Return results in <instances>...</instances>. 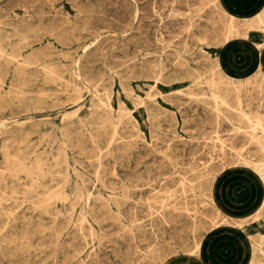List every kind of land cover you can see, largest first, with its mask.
<instances>
[{"label": "rangeland", "instance_id": "1", "mask_svg": "<svg viewBox=\"0 0 264 264\" xmlns=\"http://www.w3.org/2000/svg\"><path fill=\"white\" fill-rule=\"evenodd\" d=\"M190 1L0 0V264L263 258L264 47Z\"/></svg>", "mask_w": 264, "mask_h": 264}, {"label": "bare ground", "instance_id": "2", "mask_svg": "<svg viewBox=\"0 0 264 264\" xmlns=\"http://www.w3.org/2000/svg\"><path fill=\"white\" fill-rule=\"evenodd\" d=\"M30 1V0H29ZM42 1V0H41ZM71 1V0H70ZM190 1V0H189ZM230 1V0H229ZM19 2V1H18ZM33 1H31V3H32ZM173 2V1H172ZM191 2V1H190ZM201 2V1H200ZM231 2V3H230ZM229 3H226L224 0H221V2H220V4H219V6H218V8H220V11H222V13L224 14V16H225V18H226V20H227V23H226V25H227V35H228V39L230 38V37H238V38H244V39H247V38H250V37H252V34H254V32H256L257 34H258V37H260V41L259 42H257V45L259 46V47H261L262 45H263V43H264V12H263V9H256L255 11H253V12H251V13H239V12H237L236 11V1L235 0H231ZM72 3V2H71ZM98 3V2H97ZM19 4V3H18ZM37 4V3H36ZM45 4V3H44ZM73 4V3H72ZM71 4V5H72ZM102 5H103V3H101ZM201 4H202V2H201ZM13 5V4H12ZM11 5V6H12ZM165 5V4H164ZM14 6V5H13ZM12 6V7H13ZM22 6V5H21ZM33 6V5H32ZM45 6V5H44ZM75 6V5H74ZM20 7V6H19ZM41 7V6H40ZM195 7H197V5H195ZM78 8V7H77ZM50 9V8H49ZM8 10V9H7ZM37 10V9H36ZM57 10H58V8H57ZM63 10V9H62ZM74 10V9H73ZM23 11V10H22ZM34 11V10H33ZM168 11V10H167ZM47 12V11H46ZM4 13V12H3ZM6 13V12H5ZM38 13H39V11H38ZM77 13H79V12H77ZM67 14V13H66ZM90 14V13H89ZM26 15H28V14H26ZM41 15V14H40ZM53 15V14H52ZM94 15H96V14H94ZM44 16H45V14H44ZM51 16V15H50ZM53 16H56V15H53ZM59 16V15H58ZM79 16V15H78ZM174 16V15H173ZM201 17H204V15L203 14H201L200 15ZM15 17V16H14ZM36 17V16H35ZM37 17H39V16H37ZM41 17V16H40ZM83 17V16H82ZM96 17V16H95ZM206 17V16H205ZM218 17V16H217ZM222 17V16H221ZM240 17H242V18H244L245 19V21L241 24L240 23V20H239V18ZM64 18V17H63ZM72 18V17H71ZM175 18V17H174ZM177 18V17H176ZM187 18V17H186ZM212 18V17H211ZM14 19V18H13ZM60 19V18H59ZM27 20V19H26ZM31 20V19H30ZM80 20H81V18H80ZM224 20V19H223ZM79 22V21H78ZM168 22V21H167ZM192 22V21H191ZM31 23H32V21H31ZM58 23V22H57ZM80 23V22H79ZM94 24H95V22H94ZM170 24V23H169ZM91 25V24H90ZM93 25V24H92ZM60 26V25H59ZM27 27V26H26ZM48 27V26H47ZM25 28V27H24ZM23 28V29H24ZM70 28V27H69ZM89 28V27H88ZM222 28V27H221ZM178 29V28H177ZM13 30V29H12ZM75 30V29H74ZM34 31V30H33ZM166 31V30H165ZM31 32V31H30ZM168 32V31H167ZM32 33V32H31ZM42 33V32H41ZM13 34V33H12ZM19 34V33H18ZM49 34V33H48ZM226 34V33H225ZM187 35V34H186ZM174 36V35H173ZM177 36V35H176ZM220 36V35H219ZM154 37V36H153ZM182 37V36H181ZM35 38V37H34ZM160 38V37H159ZM169 38V37H168ZM20 39V38H19ZM25 39V38H24ZM33 39V38H32ZM162 39V38H161ZM21 40V39H20ZM6 41H7V39H6ZM76 41V40H75ZM143 41V40H142ZM145 41V40H144ZM154 41V40H153ZM1 42V41H0ZM21 42V41H20ZM20 42H18V43H20ZM135 42H136V40H135ZM135 44V43H134ZM161 44V43H160ZM159 44V45H160ZM165 44V43H164ZM163 45V44H162ZM120 46V45H119ZM129 46V45H128ZM135 46V45H134ZM138 46V45H137ZM146 46V45H145ZM20 47V46H19ZM9 48V47H8ZM11 48V47H10ZM161 48V47H160ZM159 48V49H160ZM128 49V48H127ZM149 49V48H148ZM173 49V48H172ZM154 50V49H153ZM173 50H175V49H173ZM18 51V50H17ZM97 52V51H96ZM175 52V51H174ZM148 53V52H147ZM0 54H1V52H0ZM96 54V53H95ZM199 55H200V53H198ZM40 55V54H39ZM93 55H94V53H93ZM145 55H146V53H145ZM158 55V54H157ZM202 55V54H201ZM59 56V55H58ZM136 56V55H135ZM134 56V57H135ZM153 56H155V55H153ZM63 57V56H62ZM133 57V58H134ZM160 57V56H159ZM209 57V56H208ZM2 58V57H1ZM10 58H11V56H10ZM36 58V57H35ZM61 58V57H60ZM89 58H91V57H89ZM88 58V59H89ZM111 58V57H110ZM26 60H27V58H25ZM29 59V58H28ZM92 59H93V57H92ZM96 59V58H95ZM94 59V60H95ZM129 59V58H128ZM143 59H144V57H143ZM5 60H7V59H5ZM11 60V59H10ZM26 60H25V62H26ZM30 60H32V59H30ZM89 60H91V59H89ZM120 60H122V59H120ZM9 61V60H8ZM15 61V60H14ZM24 60H22V62H23ZM34 61V60H33ZM112 61V60H111ZM153 61V60H152ZM2 62H4V61H2ZM10 62V61H9ZM93 62V61H92ZM124 62H126V60L124 61ZM133 62V61H132ZM160 62V61H159ZM209 62V61H208ZM28 63V62H27ZM121 63V62H120ZM8 64V63H7ZM26 64V63H25ZM29 64V63H28ZM119 64V63H118ZM215 64V63H214ZM23 65H24V63H23ZM62 65V64H61ZM89 65V64H88ZM158 65H159V63H158ZM84 66V65H83ZM103 66V65H102ZM126 66V65H125ZM7 67V66H6ZM9 67V66H8ZM87 67V66H86ZM1 68V67H0ZM259 68V67H258ZM5 69V68H4ZM3 69V70H4ZM25 69V68H24ZM41 69V68H40ZM39 69V70H40ZM42 70V69H41ZM44 70V69H43ZM17 71V70H16ZM3 72V71H2ZM41 72V71H40ZM5 73V72H4ZM18 73V72H17ZM19 73H21V71H19ZM220 73V72H219ZM24 74V73H23ZM37 74V73H36ZM83 74V73H82ZM153 74V73H152ZM261 74V73H260ZM50 75V74H49ZM48 75V76H49ZM3 76V75H2ZM28 76V75H27ZM47 76V75H46ZM261 77H262V75H260ZM21 77V76H20ZM159 77V76H158ZM251 77V76H250ZM51 78V77H50ZM213 78V77H212ZM228 78V77H227ZM118 79V78H117ZM2 81V80H1ZM121 81V80H120ZM26 82V81H25ZM120 83V82H119ZM254 83V82H253ZM25 84V83H24ZM237 84H238V82H237ZM15 85V84H14ZM190 85V84H189ZM211 85V84H210ZM239 85H240V83H239ZM197 86V85H196ZM240 86H242V85H240ZM244 86V85H243ZM246 86V85H245ZM20 87V86H19ZM18 87V88H19ZM23 87V86H22ZM239 87V86H238ZM11 88V87H10ZM229 88H231V87H229ZM122 89V88H121ZM234 89V88H233ZM244 89V88H243ZM16 90H18V89H16ZM15 90V91H16ZM231 90V89H230ZM258 90V89H257ZM217 91V90H216ZM22 92V91H21ZM94 92V91H93ZM158 92V91H157ZM257 92V91H256ZM262 92H264V91H262ZM3 93V92H2ZM10 93H11V91H10ZM211 93V92H210ZM209 93V94H210ZM25 94V93H24ZM43 94V93H42ZM51 94V93H50ZM213 94V93H212ZM13 95H16L15 93L13 94ZM33 95V94H32ZM38 95V94H37ZM0 96H2V95H0ZM6 96V95H5ZM10 97H11V95H9ZM19 96V95H18ZM50 96V95H49ZM205 96V95H204ZM21 97V96H20ZM30 97V96H29ZM39 97V96H38ZM178 97V96H177ZM160 98H161V96H160ZM214 98V97H213ZM5 99H6V97H5ZM16 99H18L17 98V96H16ZM20 99V98H19ZM18 99V100H19ZM23 99V98H22ZM22 99H20V100H22ZM209 99V98H208ZM235 99V98H234ZM1 100V99H0ZM7 101H8V99H6ZM3 101V100H2ZM29 101H30V99H29ZM107 101V100H106ZM209 101V100H208ZM212 101V100H211ZM249 101V100H248ZM9 102H11V101H9ZM8 102V103H9ZM15 102V101H14ZM99 102V101H98ZM220 102V101H219ZM3 103V102H2ZM21 103V102H20ZM101 103H103V102H101ZM220 103H222V102H220ZM237 103V102H236ZM256 103V102H255ZM14 104V103H13ZM17 104V103H16ZM22 104V103H21ZM40 104H41V102H40ZM108 104V103H107ZM238 104V103H237ZM4 105V104H3ZM23 105V104H22ZM104 105V104H103ZM239 105V104H238ZM6 106V105H5ZM42 106H44V105H42ZM215 106V105H214ZM7 107V106H6ZM33 107V106H32ZM225 107V106H224ZM4 108V107H3ZM15 108V107H14ZM34 108V107H33ZM36 108V107H35ZM101 108H103V107H101ZM119 108V107H118ZM203 108V107H202ZM87 109V108H86ZM106 109L108 110V108L106 107ZM1 110V109H0ZM4 110V109H3ZM23 110V109H22ZM119 110V109H118ZM216 110V109H215ZM247 110V109H246ZM9 111V110H8ZM189 111V110H188ZM10 112V111H9ZM22 112V111H21ZM109 112H110V110H109ZM125 112V111H124ZM236 112V111H235ZM11 113V112H10ZM16 113V112H15ZM188 114V113H187ZM196 114V113H195ZM243 114V113H242ZM255 114V113H254ZM189 115V114H188ZM216 115V114H215ZM246 114L244 113V116H245ZM256 117H258V116H256ZM217 118V117H216ZM235 119V118H234ZM244 119V118H243ZM253 120V119H252ZM117 121V120H116ZM236 121H238V120H236ZM255 121V120H254ZM258 121V120H257ZM247 122V121H246ZM229 123V122H228ZM239 123V122H238ZM230 124V123H229ZM247 124H249L248 122H247ZM107 125V124H106ZM116 126V125H115ZM167 126V125H166ZM256 126H257V124H256ZM259 126V125H258ZM84 128V127H83ZM217 128V127H216ZM102 129V128H101ZM260 129V128H259ZM199 131V130H198ZM252 132V131H251ZM114 133V132H113ZM252 133H254V132H252ZM171 134V133H170ZM237 134H238V132H237ZM246 134V133H245ZM255 134H253L252 136H254ZM216 136V135H215ZM262 136V135H261ZM63 137V136H62ZM214 137V136H213ZM247 137H249V136H247ZM216 138V137H215ZM259 138V137H258ZM150 141V140H149ZM222 141V140H221ZM160 142V141H159ZM211 142V141H210ZM212 142H214V141H212ZM264 142V141H263ZM161 143V142H160ZM218 143V142H217ZM225 143V142H224ZM117 144V143H116ZM173 144V143H172ZM221 144V143H220ZM260 144V143H259ZM74 145V144H73ZM90 145V144H89ZM165 145V144H164ZM180 145V144H179ZM207 145V144H206ZM205 145V146H206ZM218 145V144H217ZM211 146V145H210ZM214 146V145H213ZM173 147V146H172ZM259 148V147H258ZM108 149V148H107ZM260 149V148H259ZM261 149H262V147H261ZM157 150V149H156ZM187 152V151H186ZM155 153V152H154ZM5 154V153H4ZM258 156V155H257ZM256 156V157H257ZM1 157V156H0ZM219 157V156H218ZM264 157V156H263ZM52 158V157H51ZM188 158V157H187ZM12 159V158H11ZM53 159V158H52ZM104 159H106V157H104ZM191 159V158H190ZM196 159V158H195ZM221 159V158H220ZM56 160V159H55ZM112 160V159H111ZM260 160V159H259ZM133 161V160H132ZM193 161V160H192ZM264 161V160H263ZM194 162V161H193ZM260 162V161H259ZM45 163V162H44ZM55 163V162H54ZM221 163H222V161H221ZM242 163V162H241ZM38 164H39V162H38ZM38 164H36V165H38ZM87 164V163H86ZM218 164V163H217ZM256 164V163H255ZM43 165V164H42ZM72 165V164H71ZM88 165V164H87ZM261 165V164H260ZM114 166V165H113ZM258 166V165H257ZM257 166H255L254 165V168H255V170H257V176L259 177L258 178V182L261 184V186L264 188V171L261 169V168H258ZM31 167V166H30ZM36 166H33V168H35ZM50 167V166H49ZM70 167V166H69ZM80 167V166H79ZM86 167V166H85ZM98 167V166H97ZM213 167H215L214 165H213ZM32 168V167H31ZM32 168V169H33ZM148 168V167H147ZM189 168V167H188ZM202 168V167H201ZM38 169V168H37ZM45 169H47V168H45ZM71 169V168H70ZM13 170V169H12ZM187 171V170H186ZM204 171H205V169H204ZM254 171V170H253ZM255 172V171H254ZM181 173V172H180ZM72 174V173H71ZM171 174V173H170ZM147 175V174H146ZM49 176V175H48ZM78 176V175H77ZM170 176V175H169ZM184 176V175H183ZM203 176V175H202ZM85 177V176H84ZM167 177V176H166ZM82 178V177H81ZM80 178V179H81ZM149 178V177H148ZM85 179H87V178H85ZM116 179V178H115ZM164 179V178H163ZM88 180V179H87ZM185 180V179H184ZM186 181V180H185ZM86 182H90V181H86ZM98 183H100V182H98ZM188 183V182H187ZM191 184V183H190ZM82 185V184H81ZM159 185V184H158ZM179 185V184H178ZM160 186V185H159ZM181 187V186H180ZM182 188V187H181ZM185 188V187H184ZM148 190V189H147ZM189 190H191V189H189ZM84 191V190H83ZM177 191V190H176ZM178 192V191H177ZM192 192V191H191ZM1 193V192H0ZM36 195V194H35ZM85 195V194H84ZM87 195V194H86ZM168 195V194H167ZM109 196V195H108ZM110 197V196H109ZM50 198V197H49ZM185 199V198H184ZM50 200V199H49ZM252 200V201H251ZM247 204L246 203H243V204H240L239 206L240 207H244L245 209H244V211L245 212H243L241 215H242V217H246V216H248V215H250L252 218H254L253 220H254V222H253V224L256 226L257 225V227L259 226V227H262L263 228V233H262V235L264 236V191L263 192H261V193H259V194H257L256 196H253L252 197V199H251ZM154 201V200H153ZM159 201V200H158ZM180 201V200H179ZM160 202V201H159ZM112 203V202H111ZM115 203V202H114ZM183 203V202H182ZM185 203V202H184ZM85 205V204H84ZM157 205V204H156ZM165 205V204H164ZM179 206V205H178ZM187 206V205H186ZM186 206H184V207H186ZM194 207H195V205H193ZM183 207V206H182ZM211 207V206H210ZM220 207H222V208H224V206H222V205H220ZM44 208V207H43ZM86 208V207H85ZM165 208V210H166V207H164ZM150 209V208H149ZM88 210V209H87ZM116 210V209H115ZM54 213H55V211H54ZM57 213V212H56ZM216 213V212H215ZM9 214V213H8ZM58 214V213H57ZM202 215V214H201ZM201 215H199V216H201ZM217 215H218V213H217ZM221 217H219V219H220ZM228 218V217H227ZM212 219V218H211ZM108 220H110V219H108ZM214 220V219H213ZM221 220H222V218H221ZM172 221V220H171ZM209 221V220H208ZM226 221V220H225ZM80 222V221H79ZM219 222V221H218ZM232 222V221H231ZM139 223V222H138ZM223 223H224V221H223ZM78 224V223H77ZM222 224V223H221ZM227 224V223H226ZM252 224V225H253ZM88 225V224H87ZM95 225V224H94ZM209 226V225H208ZM214 226V225H213ZM73 227V226H72ZM79 227V226H78ZM89 227V226H88ZM206 227H207V225H206ZM94 228V227H93ZM151 229V228H150ZM103 230V229H102ZM177 230V229H176ZM94 231H95V229H94ZM8 232V231H7ZM93 233V232H92ZM192 233V232H191ZM94 234V233H93ZM99 235V234H98ZM90 236V235H89ZM193 236V235H192ZM116 237V236H115ZM156 238V237H155ZM250 238V237H249ZM90 240V239H89ZM131 240V239H130ZM183 240V239H182ZM259 240V239H258ZM123 241V240H122ZM96 243V242H95ZM255 243V242H254ZM263 243V242H262ZM86 245V244H85ZM24 246V245H23ZM160 247V246H159ZM168 247V246H167ZM125 248V247H124ZM127 248H129V247H127ZM170 249H171V247H169ZM257 248V247H256ZM27 249V248H26ZM134 250H135V248H134ZM97 251V250H96ZM148 251V250H147ZM176 251V250H175ZM259 251H261V253L263 254V258L262 259H258L257 258V254L255 253V251L253 250V249H251V252L247 255L246 253L245 254H243V257L242 258H239L238 260H237V263L236 264H264V249H262V248H259ZM26 253V252H25ZM110 253H112V252H110ZM116 253V252H115ZM123 253V252H122ZM102 254V253H101ZM119 254V253H118ZM127 255V254H126ZM145 255V254H144ZM121 256H123V255H121ZM144 257H146V256H144ZM162 258V257H161ZM126 259V258H125ZM127 260V259H126ZM150 261H152V260H150ZM159 261V260H158ZM114 262V261H113ZM160 262V261H159ZM128 263V262H127ZM152 263V262H151ZM132 264V263H131Z\"/></svg>", "mask_w": 264, "mask_h": 264}, {"label": "crops", "instance_id": "3", "mask_svg": "<svg viewBox=\"0 0 264 264\" xmlns=\"http://www.w3.org/2000/svg\"><path fill=\"white\" fill-rule=\"evenodd\" d=\"M235 1H236L235 5L237 7L236 11L239 13H251V12L255 11L256 9H263V12H264V0H235ZM242 39H244V38H242ZM260 40L253 39L251 37H250V39L249 38L244 39V41H249L251 43L250 44V51L248 49V52H246V53H249L248 54L249 56H246L243 49L239 48L236 50L233 49V53H232L233 57L237 58V59H242V60H244V59L249 60L251 65H252V63H254L255 65H257V67H259V65H261V63H262V58H260V56H259L260 50L264 47V43L261 47H259L257 45V42H259ZM241 44L243 45L244 42L243 43L241 42Z\"/></svg>", "mask_w": 264, "mask_h": 264}]
</instances>
